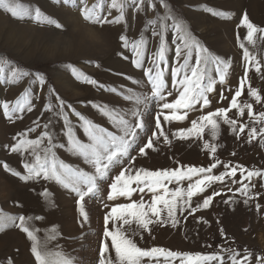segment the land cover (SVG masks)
I'll return each mask as SVG.
<instances>
[{
    "label": "snow or ice",
    "instance_id": "obj_1",
    "mask_svg": "<svg viewBox=\"0 0 264 264\" xmlns=\"http://www.w3.org/2000/svg\"><path fill=\"white\" fill-rule=\"evenodd\" d=\"M56 4L61 7L72 4L83 20L98 27L127 23V10L133 6L129 5L128 0H110L107 7L104 0L91 3L90 0H56ZM134 7L136 12L146 16L149 12L152 13L144 24L147 31L139 34L138 39H130L125 34L119 35L118 40L122 46L116 55L129 60L124 50H130L133 57L131 64L141 71L147 85V94L134 87H108L86 75L74 64L65 63V72L70 69L71 76L76 81L114 94L121 102L116 104L92 99L78 102L84 107L90 106L110 127L96 122L94 118L62 98L51 83V77L46 70H30L19 66L18 62L7 54L0 53V84L17 85L28 80L30 85H38L37 91L46 87L48 97L40 116L32 122L33 126L17 133L12 138L13 142L6 145L10 153L18 154L22 158L21 168H13L4 161H0V168L24 183H53L67 190L73 198L78 212V223L82 229L91 219L89 201L101 200L105 211L102 215V240L98 250L99 264H160L161 257L164 264H264V255L256 254L248 248L237 250L221 246L219 251L209 254L188 253L163 247L143 248L135 239L137 236L143 239L142 233L145 231L150 234V226L177 227L181 222L179 213L186 212L191 215L199 209H209L214 197H221L223 190L233 191L231 187H226L230 183L241 185L235 189L240 193V198L229 197L224 199L223 203L237 205L242 200L244 205H249L252 202L255 210L261 211L262 205L255 202V198L261 193L255 192L254 178L264 180V170H249L243 165H233L231 162L224 164L216 158L217 146L207 141L203 147L209 149L214 158V162L208 167L181 165L173 169L155 171L134 167L136 157L132 155L133 151L138 156L147 157L148 150L159 151L157 144L161 140L166 145L172 144L162 120L184 121L189 118L191 112L207 110L212 105L210 96L216 92V86L230 83L233 67L230 58L210 49L193 30L191 22L183 16L182 8L173 4L172 0H134ZM200 7L212 17L224 20L230 21L236 15L230 10L205 5ZM0 10L20 22L54 26L56 30L67 31V26L48 14L38 2L0 0ZM112 10H117L118 14L113 16ZM238 27L246 29L243 38L237 34L244 61L243 75L238 78L235 88L227 89L231 94L228 106L204 111V114L190 121V127L180 128L172 133L174 139H202L205 130L216 139L221 135L223 124L228 126L237 138L244 134L247 128L246 142L252 143L259 138L260 145L264 146V111L256 114L253 112L252 103H241L238 100L247 87L248 95L254 98L255 103L264 102L260 90L252 87L249 80V72L253 69L264 79V46L258 45V41H264V26L252 21L244 11ZM153 41L154 51L150 47ZM85 63H94L96 67H100L96 61L87 60ZM127 79L132 80L133 77L129 75ZM139 83V80L135 81L136 85ZM170 83L176 95L169 102L167 97L173 96ZM150 97L158 98L162 102V111L152 117L154 131L149 127L144 113V106ZM39 98L30 86L26 87L15 102L0 99V115L6 117L9 122L22 120L26 113L34 111L37 106L35 101ZM228 99L223 92L219 93V102ZM232 110H236L240 117L247 111L253 123H239L229 115ZM45 113L49 114L47 120L41 122ZM57 124L60 125L59 128ZM145 129H148L149 134L137 144L140 133ZM37 130L38 135L29 138V134L36 133ZM60 152L68 156L69 160L62 158ZM218 166H222L224 171L213 174V170ZM238 170L244 177L243 181L236 179ZM184 181H188L187 188L183 187ZM173 182L177 186L169 188ZM209 189H212L211 194L203 195ZM102 193L104 197L101 196ZM134 193H139L140 199H132ZM145 194H151L148 200L143 198ZM40 195L49 207L57 206L47 188H44ZM202 195V202L193 207V198ZM105 197L112 203L104 202ZM120 198H127L129 202H118ZM19 206L23 207L22 204ZM43 219V216L13 215L0 209V232L15 228L25 234L26 239L30 241V255L34 257L32 264H77L70 254L49 248V244L57 240L55 225L48 229L49 234L41 239L38 235L40 229L35 227L33 221ZM220 232L223 235L224 229L220 228ZM80 236L84 238L86 233L81 232ZM7 264H14V259L8 258Z\"/></svg>",
    "mask_w": 264,
    "mask_h": 264
},
{
    "label": "rangeland",
    "instance_id": "obj_2",
    "mask_svg": "<svg viewBox=\"0 0 264 264\" xmlns=\"http://www.w3.org/2000/svg\"><path fill=\"white\" fill-rule=\"evenodd\" d=\"M27 3L38 2L43 9L54 18L59 19L67 26V31L56 30L54 26L36 25L30 22H20L12 18L9 14L0 10V53L18 62L19 66H24L30 70L44 69L51 77V83L56 88L59 95L72 103L77 109L96 122L110 127L105 119L101 118L90 106L84 107L79 101H88L89 99L97 102L121 103L114 94L104 90L78 82L71 76L70 69L65 72V63H72L86 75L97 79L98 82L106 84L108 87L117 88L134 87L145 91L147 94V85L141 75V71L134 68L131 64L132 54L130 50H124V54L129 56V60H124L122 56L116 55L121 49V42L118 36L128 35L130 39H138L139 34L146 32L144 24L148 16L144 13L136 12L134 0H128L129 5H133L127 10V23L110 27H98L82 19L78 11L72 4L61 7L56 4V0H25ZM95 2V0H90ZM173 4L181 7L183 16L187 18L192 25L193 30L200 38L214 50L226 58H230L233 67L230 74V83L228 85L216 86V92L211 94L212 105L207 110L189 113V118L184 121H163L162 125L169 138L172 139L171 145H166L161 140L157 147L159 151L148 150V156H138L135 151L132 155L136 157L135 168H145L149 170L173 169L181 165L208 167L214 162L213 155L209 149L203 147L204 142L217 146L216 158L224 164L231 162L233 165H243L245 168L264 170V146L259 143V138L252 143L246 142V134H241L239 138L234 135L230 128L221 125V135L213 139L208 130H205L202 139H190L180 141L174 139L171 134L180 128L190 127V121L196 119L204 111L214 110L216 107H227L231 94L228 88H235L238 84V78L243 75V55L239 48L237 34L241 38L246 35V29L238 27L242 12L246 11L252 21L259 26H264V0H172ZM105 7L110 4V0H104ZM200 5L213 7L220 10H230L236 13L232 20L212 17L210 13L204 11ZM113 16L117 15V10H112ZM150 38V37H149ZM247 44V42L245 41ZM258 45L264 46V41H258ZM151 50H155V42L151 44ZM171 57V53L169 54ZM96 61L100 67L94 63H85V61ZM64 62V63H57ZM147 63V61H146ZM264 66V60H262ZM122 74V75H121ZM132 80H128V76ZM139 80V85L135 81ZM251 86L260 90L264 96V79L260 78L255 70L249 72ZM31 87L34 94L40 98L35 101L36 108L32 113H26L22 120L9 122L6 117L0 115V161L8 162L13 168L20 169L22 158L18 154H12L8 151L6 145L13 142V136L17 133L26 131L33 126V121L40 116L42 106L47 102V88L38 90L37 84H29L25 80L17 85L0 84V99L9 102H15L26 87ZM173 96L167 97V101L175 98V89L171 88ZM223 92L228 96V100L219 102V93ZM239 102L252 103L253 112L258 114L264 111V102L255 103L254 98L248 95L247 87L244 94L238 98ZM162 102L155 97H150L144 106L145 118L149 121V127L154 131L152 117L155 113L162 111ZM127 110V108H125ZM2 111V109H0ZM48 113L41 117V122L47 120ZM229 115L237 119L239 123L251 125L253 122L249 118L247 111L243 117H240L236 110H232ZM57 124V128H59ZM259 127V125H257ZM30 133L29 138H35L38 135ZM148 129L140 133L137 144H140L143 138L148 135ZM232 153H235L233 155ZM60 155L65 160H69L63 152ZM224 171L222 166L213 170V174H219ZM113 173V178H114ZM195 179V178H194ZM237 180H244L243 175L238 170ZM247 183V181H244ZM256 184L255 192L261 193L255 198V202L262 205V210L257 212L254 203L244 205L242 200L237 205H226L224 199L229 197L240 198V193L235 189L240 184L230 183L226 187H231L232 192L222 191L221 197H214L212 206L209 209H199L196 213L189 215L186 212L178 214L180 224L173 228L168 225L150 226L151 233L143 232V239L135 237L139 246L143 248L163 247L172 251L209 254L219 251L221 246L231 247L237 250L248 248L256 254L264 255V180L254 178ZM188 181L183 182V187L187 188ZM173 182L169 188L176 187ZM44 188L52 193L56 207H49L44 198L40 195ZM35 189V190H33ZM217 190H220L217 188ZM209 189L205 194H211ZM151 194H145L144 199L148 200ZM203 195L193 198L192 206L202 202ZM104 197V194H101ZM132 199H140L139 193H134ZM104 202L107 201L106 197ZM118 202H129L127 198H120ZM23 205L21 208L19 205ZM91 208L90 222L82 229L78 223V212L76 211L73 198L67 190L53 183L32 184L21 182L6 174L0 168V209L13 215L27 214L33 216H43L40 221H33L35 227L40 229L38 235L43 239L48 235V229L53 225L57 227V240L49 244L53 251L62 250L76 259L77 264H99L98 250L102 240V215L105 209L101 206V200L89 201ZM207 221V223H205ZM219 221V223H217ZM135 227V225H133ZM224 229V234L220 232ZM81 232L86 236L81 238ZM59 246V247H57ZM114 254V249H112ZM226 256V253H224ZM13 258L14 264H32L34 259L30 255V241L26 235L15 228H7L0 232V264H7V259ZM160 264H164L163 257L159 258Z\"/></svg>",
    "mask_w": 264,
    "mask_h": 264
}]
</instances>
